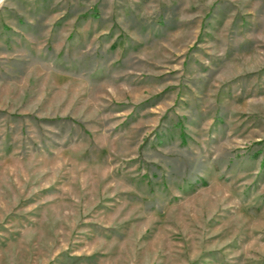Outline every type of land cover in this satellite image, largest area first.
Wrapping results in <instances>:
<instances>
[{
    "label": "rangeland",
    "instance_id": "374dc122",
    "mask_svg": "<svg viewBox=\"0 0 264 264\" xmlns=\"http://www.w3.org/2000/svg\"><path fill=\"white\" fill-rule=\"evenodd\" d=\"M0 264H264V0H0Z\"/></svg>",
    "mask_w": 264,
    "mask_h": 264
}]
</instances>
